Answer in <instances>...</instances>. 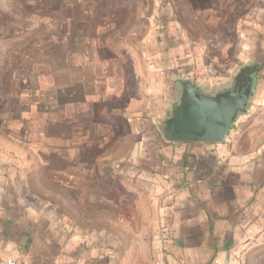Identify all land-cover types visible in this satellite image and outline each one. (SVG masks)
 Segmentation results:
<instances>
[{
	"label": "rangeland",
	"instance_id": "rangeland-1",
	"mask_svg": "<svg viewBox=\"0 0 264 264\" xmlns=\"http://www.w3.org/2000/svg\"><path fill=\"white\" fill-rule=\"evenodd\" d=\"M260 12L264 13V0H0V169L20 170L14 175L21 179L26 200L35 204L49 201L73 216L100 219L97 226L113 232V208L99 214L70 203L72 196L59 185L63 176L53 180L45 171L61 161L43 157L66 151L72 131L82 144L91 140L89 149L72 142L68 147L71 153L86 156L82 166L90 171L96 166L112 168L113 153L124 151L129 139L126 132L133 131V126L130 122L127 130L121 127L120 142H115L113 125L110 129L102 122L108 111L95 112V118L89 115L93 127L85 138L78 129V108L65 105L66 94L54 81L53 73L59 70L57 75H61L60 69L66 67L62 57L70 50L71 54L80 53L72 54L73 61L91 68L85 83L91 103L82 107L103 105L97 94L107 87L112 113L114 97L118 99L116 108L128 111L134 126V120L148 115L150 130L157 134L162 103L167 109L174 101L182 77L214 88L230 83L251 59L258 37L257 21L264 17ZM77 33L82 36L73 47ZM114 34L120 47L117 57L106 48V41L113 44ZM257 92L248 111L234 124V134L248 138L242 143L243 150L264 139V87ZM71 94L79 97L81 91ZM129 136L131 140L133 136ZM101 147L106 153L94 166L90 159ZM90 176L84 177V182L95 179L96 187L102 183L103 188L113 189V183H118L121 187L116 194L121 198L125 192L120 188L131 184L122 176ZM141 196L139 193L134 199Z\"/></svg>",
	"mask_w": 264,
	"mask_h": 264
},
{
	"label": "crops",
	"instance_id": "crops-1",
	"mask_svg": "<svg viewBox=\"0 0 264 264\" xmlns=\"http://www.w3.org/2000/svg\"><path fill=\"white\" fill-rule=\"evenodd\" d=\"M257 22L255 50L245 63L253 60L264 63V17ZM81 36L82 33H77L72 45L71 36L68 45L76 46ZM115 38L116 34L113 44L106 41L113 57H117L120 48ZM70 51L62 57L66 67L60 69L61 75H57L59 70L53 75L59 89L66 94L65 105L78 108L80 133L90 137L93 120L89 121V115L95 118V112L107 111L102 122L110 129L113 125L115 142H120L121 127L127 130L131 122L133 131L126 132L129 139L124 151L113 153L115 165L104 169L96 166L93 171L81 165L85 155L69 150L70 142L82 144L71 131L66 151L43 157L61 161L52 167L47 163L49 169L45 171L53 180L63 176L59 185L72 196L70 203L99 214L103 209L113 208V232L109 227L97 226L100 219L73 216L59 211L49 201L35 204L26 200L21 179L15 178L20 170L5 167L0 169V262L13 257L19 264H155L162 257L168 264H261L264 260V139L255 147L243 150L242 143L248 138L234 134L237 129L234 125L223 142L166 141L159 130L157 134L150 130L148 115L142 114L134 120V126L130 114L126 115L128 111L116 108L118 99L114 97L112 113L107 87L97 92L103 105L91 108L90 94L85 89L87 69L91 68L82 62L75 63L72 54L80 56V53ZM102 52L99 54L103 58ZM263 80L264 67L255 95L263 90ZM76 89L81 94L72 98L70 93ZM87 102L91 106L82 107ZM161 111L164 117V103ZM129 135L133 136L131 140ZM84 141L83 148L89 149L91 140ZM103 150L90 159L95 161L92 165L102 160L106 153ZM92 173L129 180L130 185L120 188L125 198L116 194L121 187L118 183H113L112 189L105 185L103 188L102 183L96 187L95 179L84 182V177H91ZM139 193L141 199H134Z\"/></svg>",
	"mask_w": 264,
	"mask_h": 264
},
{
	"label": "water",
	"instance_id": "water-1",
	"mask_svg": "<svg viewBox=\"0 0 264 264\" xmlns=\"http://www.w3.org/2000/svg\"><path fill=\"white\" fill-rule=\"evenodd\" d=\"M264 63L250 61L230 83L207 88L182 77L175 99L158 121V130L170 142H223L239 117L250 108Z\"/></svg>",
	"mask_w": 264,
	"mask_h": 264
},
{
	"label": "built area",
	"instance_id": "built-area-1",
	"mask_svg": "<svg viewBox=\"0 0 264 264\" xmlns=\"http://www.w3.org/2000/svg\"><path fill=\"white\" fill-rule=\"evenodd\" d=\"M1 264H19L17 259L13 257L2 259ZM155 264H168V262L164 258H158Z\"/></svg>",
	"mask_w": 264,
	"mask_h": 264
}]
</instances>
